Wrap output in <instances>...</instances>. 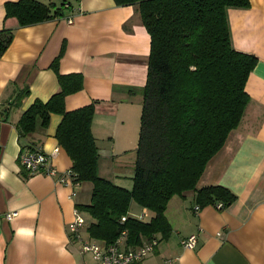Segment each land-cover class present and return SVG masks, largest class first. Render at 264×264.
Here are the masks:
<instances>
[{
	"label": "crops",
	"instance_id": "obj_1",
	"mask_svg": "<svg viewBox=\"0 0 264 264\" xmlns=\"http://www.w3.org/2000/svg\"><path fill=\"white\" fill-rule=\"evenodd\" d=\"M10 1L16 0H0V30L13 31L0 57V264H97L78 251L69 234L74 210L81 212L78 206L90 202L91 183L77 176L62 183L57 176L29 172L18 161L22 150L40 148L51 154L49 162L58 172L75 173L55 138L61 115L51 114L46 128L37 121L34 132L25 137L16 123L34 100L45 102L58 91L50 64L63 48L58 72L83 76V88L65 97V110L94 102L91 132L98 171L99 160L115 161L139 133L150 37L136 5L40 0L56 6L64 2L63 17L21 27L16 18L5 17ZM226 16L233 49L255 56L257 62L245 83L249 100L239 124L209 159L196 188L221 185L236 198L220 209L215 204L221 202H216L195 211L193 191L173 196L165 209L171 233L166 240L155 235L154 252L139 264H162L166 258H177L179 264H264V0H249L247 8H227ZM26 87L28 95L6 109ZM106 179L131 189V181L122 182L113 168ZM148 211L140 207L139 216ZM12 212L16 215L7 219ZM88 225L80 231H85L83 239L90 237ZM191 234L197 236L195 246L183 247L181 240ZM120 244L123 247L124 236Z\"/></svg>",
	"mask_w": 264,
	"mask_h": 264
},
{
	"label": "trees",
	"instance_id": "obj_2",
	"mask_svg": "<svg viewBox=\"0 0 264 264\" xmlns=\"http://www.w3.org/2000/svg\"><path fill=\"white\" fill-rule=\"evenodd\" d=\"M114 2L136 5L150 37L131 189L98 173L99 155L91 132L94 102L65 110V97L83 88V76L58 72L63 48L50 64L58 91L45 102L34 100L16 127L25 137L34 132L37 121L46 128L51 114L61 115L55 130L57 143L72 160L77 180L92 185L89 204L78 206L92 217L87 231L105 244L124 236L123 248H127L157 234L162 240L168 239L171 225L165 209L173 196L193 191L195 204L200 207L216 202L227 206L235 200L224 186L197 189L196 184L209 159L239 124L249 100L245 83L257 59L233 49L226 16L227 8H247L249 0ZM64 5L10 1L5 3V17H14L25 27L63 17ZM12 39V30H0V57ZM28 93L27 87L18 90L6 109L18 105ZM131 201L151 211L150 219L129 216Z\"/></svg>",
	"mask_w": 264,
	"mask_h": 264
},
{
	"label": "built area",
	"instance_id": "obj_3",
	"mask_svg": "<svg viewBox=\"0 0 264 264\" xmlns=\"http://www.w3.org/2000/svg\"><path fill=\"white\" fill-rule=\"evenodd\" d=\"M56 151V149H55ZM51 154H46L42 149H25L19 153L18 161L22 168L29 172H44L50 176H57L58 181L67 183L74 181L75 173L71 170L58 172L50 164ZM216 208H222V203L215 204ZM200 206L195 204L193 209L199 210ZM77 209L74 210V218L69 224V234L71 239L78 244V251L81 254H88L97 264H137L152 254L158 244L156 237L146 240L144 243L136 247L123 248L120 240L113 244H105L88 237L83 239L80 231L85 224V220ZM145 212L139 218H142ZM16 212L6 214L7 219H11ZM124 218H122L123 220ZM197 236L191 234L181 240V245L185 248H193L196 244ZM162 264H179L177 258H166Z\"/></svg>",
	"mask_w": 264,
	"mask_h": 264
},
{
	"label": "rangeland",
	"instance_id": "obj_4",
	"mask_svg": "<svg viewBox=\"0 0 264 264\" xmlns=\"http://www.w3.org/2000/svg\"><path fill=\"white\" fill-rule=\"evenodd\" d=\"M137 138H138V135H136V137L133 136L132 147L129 148L127 152L122 153L121 155L116 157L115 161L104 160V159H101V161L99 160V167L100 168H99L98 173L102 177L107 178L108 173H111V170L113 168V170L116 171L117 174L120 175V180L122 182H125L127 184V181H131V183H132L133 164H134V160H135V148L137 146V141H138ZM131 186H132V184H131ZM79 213L83 217V219L85 220L86 225H88L89 223H91L93 221L91 215L88 212L81 211ZM139 213H140V207L135 203V201H131V203L129 205L128 214H130L133 217H140ZM151 215H152V212L148 211L146 216L142 217V218L144 220H149ZM81 234L85 236V231H83ZM86 255H88V254H86ZM88 256H90V255H88ZM139 263H137V264H139Z\"/></svg>",
	"mask_w": 264,
	"mask_h": 264
}]
</instances>
